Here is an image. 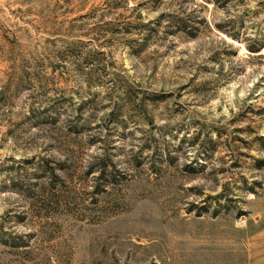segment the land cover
<instances>
[{
	"label": "rangeland",
	"instance_id": "374dc122",
	"mask_svg": "<svg viewBox=\"0 0 264 264\" xmlns=\"http://www.w3.org/2000/svg\"><path fill=\"white\" fill-rule=\"evenodd\" d=\"M0 264H264V0H0Z\"/></svg>",
	"mask_w": 264,
	"mask_h": 264
}]
</instances>
